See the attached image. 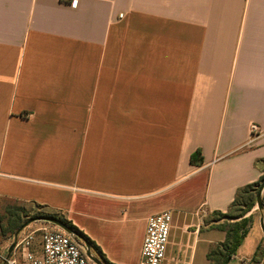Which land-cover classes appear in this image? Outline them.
<instances>
[{"label": "crops", "instance_id": "0c3cea01", "mask_svg": "<svg viewBox=\"0 0 264 264\" xmlns=\"http://www.w3.org/2000/svg\"><path fill=\"white\" fill-rule=\"evenodd\" d=\"M263 174L264 0H0V202L61 214L110 264L171 212L166 264H209L210 217ZM248 235L229 264H261Z\"/></svg>", "mask_w": 264, "mask_h": 264}, {"label": "built area", "instance_id": "2783aa9c", "mask_svg": "<svg viewBox=\"0 0 264 264\" xmlns=\"http://www.w3.org/2000/svg\"><path fill=\"white\" fill-rule=\"evenodd\" d=\"M63 5L77 9L80 0H59ZM252 137L260 136V127L253 123ZM173 218L171 212L151 216L147 220L138 264H166ZM40 234L39 250L33 248L36 234ZM35 250V251H34ZM2 264H95L87 255L85 246L61 229L40 228L29 234L21 233L12 254L0 253Z\"/></svg>", "mask_w": 264, "mask_h": 264}, {"label": "rangeland", "instance_id": "374dc122", "mask_svg": "<svg viewBox=\"0 0 264 264\" xmlns=\"http://www.w3.org/2000/svg\"><path fill=\"white\" fill-rule=\"evenodd\" d=\"M260 185H261V183H260ZM248 198H249L248 194L242 195V199H240V202L238 203L237 206L234 207V209L229 210L227 213H222L224 215V217H220L218 215L213 214L210 217V221H216L217 222L216 226H218L220 224H228V223H233V222L239 221L240 219L238 220L235 217L241 211H243V210H245V208H247L248 203H249ZM262 202L264 205V192L262 194ZM23 210H25V211H23ZM14 213H17L18 215H20V221L22 223V226L31 220H36L39 218L52 217V218H56V219L61 220L63 217L61 214L56 213V212H52L48 209L36 208V207H34L33 204H23V203H13L10 201H2V202H0V231L2 228L6 229V226H7L6 224L9 220V217L11 214H14ZM262 213L264 215V210ZM262 213L260 212V210L257 207V204L255 203V205L252 207V209L246 214L245 218H247L250 221L247 223L248 225L246 224L247 225L246 229L249 230L248 233L250 232L252 225H254V223L256 224L260 221ZM228 216H231V217H228ZM205 223H206L205 226H207V222H205ZM89 225H91V226H89ZM40 228L59 229L58 227L54 226L53 224H51L49 222L38 220V221H35L34 223H31L29 226H27L21 233L26 235V234H29V233L37 230V229H40ZM88 229H89L88 232L97 240H98V238H100V233L103 232L102 228H99L96 225H92L91 223H88ZM78 234L82 237V239L88 238L80 230H79ZM13 236L14 235H9V234L1 236V234H0V253L7 255V250L13 242ZM102 238L105 239L104 235H102ZM253 240H254V235H253V233H251L250 235H248V237L246 239L248 247H250L251 243L254 242ZM39 241H40V234L37 233L36 239H35V242L33 245V248L36 250H39ZM78 241L80 244L82 242V245H84L83 240H81V242H80V240H78ZM109 246L111 248H113L114 250L117 248V246L115 244H111ZM90 247H91V253L96 258L101 260L104 264H106V262L103 260V255H102L100 249L98 248V246L93 242L92 244H90ZM258 257L263 258V261L261 262V264H264V239L262 240V247H261L260 254ZM0 264H2L1 261H0ZM231 264H238V261L233 260L231 262Z\"/></svg>", "mask_w": 264, "mask_h": 264}, {"label": "trees", "instance_id": "16d2710c", "mask_svg": "<svg viewBox=\"0 0 264 264\" xmlns=\"http://www.w3.org/2000/svg\"><path fill=\"white\" fill-rule=\"evenodd\" d=\"M203 163V158L201 157V152L197 151L191 159L192 165H200ZM264 179V174L262 178L251 185L246 186L242 190H240L236 196L235 201L233 202L230 210L234 209L235 206L238 205L240 202V199H242V195L248 194V206L245 208V210L241 211L235 218L240 219L239 221L228 223V224H220L216 226V228L222 232L226 233V238L224 242L218 243L210 249V251L207 254V260L209 264H229L232 258L238 253V250L242 246L244 239L246 238L248 234V229H246L247 223L250 222L247 218H245L246 214L252 209V207L256 203V194L260 187V183ZM245 207V206H244ZM25 211V210H23ZM215 215H218L220 217H224V215L220 212L214 213ZM231 217V216H228ZM61 221L66 223L68 226L74 229V231L79 233V230L73 226L69 221H67L65 218L62 217ZM241 221V222H240ZM247 224V225H246ZM6 229H1L0 234L1 236H4L6 234L14 235L17 230H19L22 226V223L20 221V215L17 213L11 214L9 217V220L6 224ZM90 244L93 242L89 240L88 238L85 239ZM40 249V248H39ZM103 260L106 262V264H110L105 260L103 257ZM254 262H262L263 258L255 256L253 258Z\"/></svg>", "mask_w": 264, "mask_h": 264}, {"label": "water", "instance_id": "95a60500", "mask_svg": "<svg viewBox=\"0 0 264 264\" xmlns=\"http://www.w3.org/2000/svg\"><path fill=\"white\" fill-rule=\"evenodd\" d=\"M263 192H264V179L261 182V185H260V187H259V189L257 191V194H256V204H257V207H258V209L260 210L261 213L264 210V205H263V202H262V194H263ZM38 220H42V221L49 222V223L53 224L54 226L58 227L59 229H61L62 231H64L65 233H67L69 235H72L77 240H80V241L83 240L84 241V246H85V249H86V255L95 264H104L101 260H99L98 258H96L91 253V247H90V244H89L88 241H86L85 239H82V237L76 231H74L73 228H71L70 226H68L66 223H64L63 221H61L59 219L52 218V217L39 218V219H36V220H31V221L25 223L19 230H17V232L13 236V242H12V244L10 245V247L7 250V257H9L12 254V252H13L16 244H17V240H18V237H19L20 233L27 226H29L31 223H34L35 221H38ZM260 225H261L262 232H263V235H264V215H263V213L261 214Z\"/></svg>", "mask_w": 264, "mask_h": 264}, {"label": "flooded vegetation", "instance_id": "af4514ba", "mask_svg": "<svg viewBox=\"0 0 264 264\" xmlns=\"http://www.w3.org/2000/svg\"><path fill=\"white\" fill-rule=\"evenodd\" d=\"M81 242V241H80ZM82 243V242H81Z\"/></svg>", "mask_w": 264, "mask_h": 264}]
</instances>
